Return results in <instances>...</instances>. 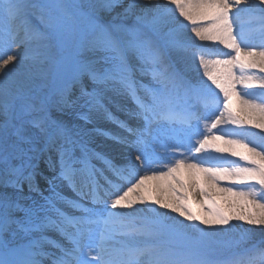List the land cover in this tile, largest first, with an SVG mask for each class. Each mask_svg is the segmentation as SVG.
Returning <instances> with one entry per match:
<instances>
[{"label":"snow or ice","instance_id":"1","mask_svg":"<svg viewBox=\"0 0 264 264\" xmlns=\"http://www.w3.org/2000/svg\"><path fill=\"white\" fill-rule=\"evenodd\" d=\"M86 6L95 7L63 0H0V53H4L0 55V70L10 63L31 61L26 79L11 80V70L3 71L0 78V163L5 165L6 174L14 177L5 182L19 190L24 183L30 190L34 188L39 173L31 153L37 143L44 146L41 152L56 154V161L49 166L59 168L58 175L48 180L49 195L41 193L43 202L24 206L6 195L0 196V264H216L204 239L212 233L199 225H227L229 217L203 188L199 195L209 203L211 218L196 215L189 204L194 192L180 177L181 170L188 169L193 180L198 179L195 174L203 173L212 187H218L221 181L248 185L245 189L224 186L218 191L238 198L243 207L259 209L238 219L264 225V145L246 141L241 133H234L230 139L223 134L202 133L198 147L185 148L183 135L169 134L159 123L163 119L198 124L206 119L196 111H176L178 93L183 89L185 94L215 106L212 122L206 127L216 129L225 113V123L242 124L231 109L234 94L245 108L261 117L259 123L252 119L248 123L264 130V91L242 93L236 88L242 84L248 89H264V78L250 71L264 73V0H167L166 4L156 5L151 0L139 4L133 0L124 15L135 16L136 25L128 27L90 17L95 38L86 46L75 44L73 52L77 13ZM121 6L120 0H104L100 5L106 11ZM138 6L154 9V14L136 15ZM144 24L150 25L154 34H160L169 24L175 27L165 33L167 39L161 47L143 31ZM184 30L199 41L218 43L230 51L219 52L185 39ZM125 35L129 38L122 39ZM20 48L24 49L22 53L16 51ZM54 49L60 52L59 59L54 57ZM173 49L187 52L207 79L193 85L172 69L166 57ZM85 50L92 57H85ZM143 77H150L148 84L142 82ZM37 79L46 83L35 87ZM49 85L56 94L54 101L44 92ZM110 93L131 98L136 105L131 115L138 123L136 127L121 125L126 128L127 136L122 142L128 152L122 165L108 163V198L100 199L96 179L99 173L89 165L85 134L53 121L50 113L53 107L61 111L82 107L90 113L99 112ZM217 112L220 118L216 117ZM221 140L233 148L247 149L251 156L219 147L215 142ZM207 147L217 153L230 152L244 163H210L207 158L192 162L185 155V151L198 154ZM177 152L178 155H169ZM16 159L20 160L18 166L12 164ZM77 178L82 199L91 197L92 204L103 205L102 208L70 202L80 214L69 215L57 206L55 181L72 185ZM149 180L167 182V190L174 197L172 202L153 203L199 224L177 221L168 225L167 214L158 211L154 218L137 224L134 214L112 211L130 208L137 201L145 203L146 196L150 199L146 187ZM189 227L199 237L182 238L180 229ZM49 231L58 233L64 243L50 239ZM231 264H264V246L244 250Z\"/></svg>","mask_w":264,"mask_h":264},{"label":"bare ground","instance_id":"2","mask_svg":"<svg viewBox=\"0 0 264 264\" xmlns=\"http://www.w3.org/2000/svg\"><path fill=\"white\" fill-rule=\"evenodd\" d=\"M121 2V7H117L111 11H106L100 7L104 3V0H81V1H76V3L79 4H86V5H94L95 7H90L92 10H98V15L101 17H107L108 20H121L123 18L129 20H136V17L133 15H124L125 13V8L130 4L133 3V0H120ZM138 4L142 2V0H137ZM258 2V0H257ZM152 5L156 4H166L167 0H151ZM162 11V10H161ZM147 14L149 17L154 14V9H142L139 6L136 8V15H144ZM132 16V17H131ZM183 19V18H181ZM187 23V21H185ZM171 28L168 31H163V37L166 40L167 37L165 36V33H168L171 29L175 27V25L169 24ZM183 36L185 39H189L194 41L196 44H204L208 45L207 41H199L198 38L194 37V34L187 32V30H184ZM220 48H223L222 45L219 44ZM217 51L220 50L219 48L216 49ZM17 52L22 53L24 51L23 48L17 49ZM222 51V50H220ZM226 53V52H225ZM0 55H3V53H0ZM178 61L180 62L179 64L185 66V62L192 61L191 56L185 52L182 51L180 55H176ZM3 64V61L0 60V65ZM26 65V62L23 64L19 63L18 61L15 62V64L10 63L7 65L6 68L3 70H0V78L3 77V71H8L11 70L15 71L13 73L10 72V79L11 80H20V79H26L31 71L30 67ZM197 66V64H196ZM198 68V66H197ZM200 69V68H198ZM202 71V69H200ZM186 71H189L188 68ZM264 78V76L262 77ZM46 83L45 81H41L37 79L35 81V87H39L41 84ZM51 88V89H50ZM243 90L245 89L243 86L241 87ZM51 90L52 86L49 85L48 88L44 89V92ZM258 92H262L260 89ZM53 99V95L50 94ZM244 112H251V110L247 109L244 107ZM68 114V113H67ZM103 115V114H102ZM258 119L261 122V117L259 113H257ZM73 115H67V119L69 120L72 118ZM64 118V117H63ZM101 118V120H105L106 118L98 117ZM224 118H227V113H225ZM255 119V118H253ZM66 123L68 121L66 120ZM30 127V126H28ZM244 134V132H242ZM35 134V131L33 130V135ZM247 141H250L251 143H254L256 145H264V141L261 139H257L251 136H245ZM222 144L225 146V148H233V146L226 145L224 144L223 141H221ZM219 146V142H215ZM42 144L37 143L35 145V149L38 150L41 148ZM25 147H28V145H25ZM220 147V146H219ZM213 156L216 158V156H220L221 158H224L222 160H226L225 154L223 153H217L213 148ZM248 152V151H247ZM249 153V152H248ZM251 156V153H250ZM19 160V159H17ZM232 165V164H231ZM198 179L193 180V174L190 173L188 169H182L180 173V177L189 184L190 192H194V195H192V198L189 200V204L193 212L201 217L205 218H211L208 208H209V203L205 202L204 197L199 195L198 188H203L209 192L211 195L212 199L216 201V204L221 208L222 211H224L227 216L229 217V223L227 225H213V226H208V225H199L201 228L205 229L206 232L212 233V235L205 237V241L208 243L209 248L212 247H220L224 243L229 242V241H252L253 239H257L264 244V232H260L257 228L256 225L249 224L247 223L246 220L238 219L240 215H247L249 211H255L259 212V209H250L243 207L242 204L239 202L238 198L236 197H230L227 194L220 193L218 191L219 187H224V186H231L234 188H239V189H245V185H231L229 184L228 181H221L218 185V187H212L211 182L207 179V177L204 176L203 173H198L195 174ZM195 185V187H193ZM146 187L149 190V193L151 194L150 199L147 198L146 196V202L145 203H140V202H135L134 204L136 206L140 207H132L131 214L134 215H139L142 216L144 220L146 219H152L156 216V212H161V213H166L167 217L169 218L165 223L168 225H174L177 221L182 222L184 225H192V224H199V221H188L184 217L180 216L176 212H172L170 209H164L160 208L158 204L153 203L155 200H162L165 202H172L174 197L172 196L171 192L167 190V182L165 181H158V180H149L146 182ZM15 188V187H14ZM159 188V190H158ZM135 195V194H134ZM197 201L198 205H196V210L194 209L193 203L194 201ZM235 201L233 204L232 202ZM145 209L146 211H144ZM155 210V211H154ZM127 212V211H126ZM238 215V216H237ZM139 223H142L141 221ZM138 223V224H139ZM181 233L183 234L184 239L187 238H192V237H199V233L196 232L193 228H183L180 229ZM236 258V257H235ZM233 260V259H232ZM218 264H231V260L229 262L227 261H220Z\"/></svg>","mask_w":264,"mask_h":264},{"label":"rangeland","instance_id":"3","mask_svg":"<svg viewBox=\"0 0 264 264\" xmlns=\"http://www.w3.org/2000/svg\"><path fill=\"white\" fill-rule=\"evenodd\" d=\"M75 1L74 0L73 1L72 0H63L64 3H68V4L76 3ZM34 2H37V3H49V2H52V0H34ZM82 5H86V4H82ZM80 12H83V13H85L88 16V17H86V18H88L87 19L88 22L86 23L87 26H85L83 29H81V26H84L85 24L82 23V25H81V17L80 18H77V34H76V36L74 38L73 46L71 47V51H73V52L75 50V44L79 43V44H83V45L86 46L90 41H92L95 38V34H94L93 30L90 27V17H94V16L100 17L98 15V10H92L90 7H87V6L86 7H83V8H81V9L78 10L77 17L79 16ZM128 18L127 19L123 18L121 20H116V19H114V20H108L107 17H105V18L103 17V19L101 18V20L103 22H105V23H107L108 21H112L113 23H118V24L119 23H123L124 25H126L128 27H132L131 26L132 23L135 22L136 20H129ZM134 25H136V24L133 23V26ZM148 27H149V25H147V24L142 25L143 31L145 33L147 32V33H149V34H151L153 36L154 35L155 36H159L157 34H153ZM163 30H165V27L163 28ZM128 38L129 37H127L126 35L122 37V39H128ZM57 54H58V51L54 49L53 50V55L55 56ZM83 54H84L85 57H92V53H90V52H88L86 50L84 51ZM25 62H26L27 67L31 65V61H25ZM13 72H15V71H12L11 73H13ZM45 93L50 94L49 90L46 91ZM245 113H246L248 119H252L256 123H259L260 122V120L258 119V115L257 114L255 115V114H253L252 112H249V111H248V113L247 112H245ZM253 118H255V119H253ZM250 126L251 127H248L249 130L252 131L254 135L259 136V137H261L264 140V130H261V129H258V128L256 129L252 124H250ZM246 186H248V185H246ZM196 205H198V203H197V201L195 199L194 207ZM195 209H196V207H195ZM256 228L260 232H264V225H256Z\"/></svg>","mask_w":264,"mask_h":264}]
</instances>
